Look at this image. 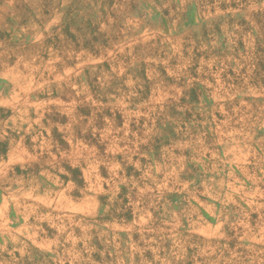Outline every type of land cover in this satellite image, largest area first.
I'll use <instances>...</instances> for the list:
<instances>
[{"label":"rangeland","instance_id":"374dc122","mask_svg":"<svg viewBox=\"0 0 264 264\" xmlns=\"http://www.w3.org/2000/svg\"><path fill=\"white\" fill-rule=\"evenodd\" d=\"M0 264H264V0H0Z\"/></svg>","mask_w":264,"mask_h":264}]
</instances>
